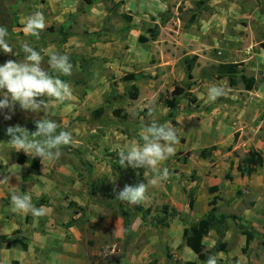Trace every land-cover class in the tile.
Instances as JSON below:
<instances>
[{
  "label": "rangeland",
  "instance_id": "1",
  "mask_svg": "<svg viewBox=\"0 0 264 264\" xmlns=\"http://www.w3.org/2000/svg\"><path fill=\"white\" fill-rule=\"evenodd\" d=\"M36 11L45 20L38 39L24 32ZM0 17L7 18L3 26L13 47L0 52V63L21 62L24 42L40 52L45 71H51L52 53L67 54L73 64L71 75L55 73L69 84L70 100L48 98L39 113L18 105L0 112V130L19 125L34 132L35 121L44 118L72 136L58 159L40 160L38 169L31 155L0 140V180L7 179L0 182V264H183L179 232L207 215L212 200L217 214L228 217L225 234L234 239L227 243L224 236L229 248L217 264H264V165L251 175L237 169L250 150L264 155V0H0ZM187 55L198 56L192 95L171 109L165 99L188 81ZM221 63H242L238 69L255 78L254 88L207 75ZM132 84L137 98L128 93ZM212 86L224 91L215 102L207 97ZM100 107L104 112L95 118ZM153 121L167 123L177 136L173 154L157 165V171L168 169L165 181L118 163L117 153L126 143L139 146L140 130ZM205 148L210 152L203 157ZM141 183L145 200L124 203L131 220L127 240L113 195ZM24 191L45 208L44 216L11 211L10 193ZM140 207L150 210L146 220ZM237 223L258 233L247 247ZM183 255L190 258L187 250Z\"/></svg>",
  "mask_w": 264,
  "mask_h": 264
},
{
  "label": "clouds",
  "instance_id": "2",
  "mask_svg": "<svg viewBox=\"0 0 264 264\" xmlns=\"http://www.w3.org/2000/svg\"><path fill=\"white\" fill-rule=\"evenodd\" d=\"M45 27V20L40 11H36L26 18L24 32L35 38H39L40 31ZM8 30L0 26V52L12 53L13 47L8 43ZM23 53L21 62L8 60L0 63V112L4 109L12 110L18 105L23 110L31 112H44L48 108V98L58 103H64L72 98L69 84L62 81L55 73L71 75L73 64L67 54L52 53L48 56L47 64L51 71H45L41 67L43 57L40 52L27 43H20ZM16 55V53H15ZM224 95L223 88L212 86L207 90L209 101ZM38 97L45 99L37 100ZM151 108L148 109L151 114ZM5 118L10 119V116ZM36 130L29 132L17 125L6 129L10 137L7 141L14 151H23L33 158H39L41 162L58 159L62 146L70 144L72 140L69 131H57V123L49 119L35 121ZM141 144H125L117 153L118 163L121 167L144 168L145 172L156 174L161 181L168 179V169L157 171V165L173 154V145L177 136L173 127L167 123L151 122L139 132ZM7 180V179H5ZM5 180H0L3 182ZM148 183H155V179ZM147 183V184H148ZM144 183L136 186L125 185L115 194V199L128 205L141 204L146 196ZM10 209L13 213H28L33 217H42L46 214L43 206L36 207L32 203L31 196L24 191L10 193ZM205 264H217L215 256H208Z\"/></svg>",
  "mask_w": 264,
  "mask_h": 264
},
{
  "label": "trees",
  "instance_id": "3",
  "mask_svg": "<svg viewBox=\"0 0 264 264\" xmlns=\"http://www.w3.org/2000/svg\"><path fill=\"white\" fill-rule=\"evenodd\" d=\"M88 5H91L93 3V0H84ZM7 22L6 17H0V26H3ZM159 29L158 26L151 29V37L156 38L158 35ZM261 47L264 48V42H262ZM198 60L197 55L193 56H185L184 57V64H185V70L187 74L188 81L185 83L184 86H175L173 90L171 91V98L165 99V104L167 107L171 109L178 108L180 104V100L183 97L191 96L192 93L190 91L191 86L193 85V69L196 66ZM242 63H221L218 66L215 67V71H212L210 73H207V75L213 76L214 74H217L218 76H225L228 78L230 85L234 86L238 83L239 79L242 80L244 87L246 90H252L255 85V78L252 76H247L244 73V70H239L238 65ZM134 75H131L128 77V79H134ZM114 92V91H113ZM131 98H137L139 89L135 84H132L128 91ZM115 95L113 94L111 96L112 100L114 99ZM193 100H195V97H193ZM104 112V108L100 107L94 112L95 118H100L101 115ZM117 114H119V111H115ZM31 132V131H30ZM3 139H10V137L6 134V129L0 130V140ZM209 149L205 148L202 150L201 154L203 157H206L209 155ZM264 165V155L259 152L258 150L252 149L250 150L247 155L241 160V162L238 164L237 169L240 172L241 175H251L254 173L259 166ZM31 166L34 169H38L40 167V159L34 158L32 160ZM214 190V189H213ZM115 197V195H113ZM119 202V206L121 209V214L123 218V225H124V234L126 235L127 240L131 239V220L129 217V213L125 208L124 203ZM211 209L209 213L202 218L199 219L198 222L187 224L182 233V244L184 246L189 247L197 256V259L201 262H205L207 257L210 255H213L216 252H226L227 251V244L223 240L225 236V231L228 229V217L218 215V206L216 204V201L212 200L211 203ZM194 201H189V207L190 209H193ZM140 210L142 212V219L146 220L149 217L150 210L148 208L140 207ZM165 215H167V209L164 207ZM177 214V212L175 211ZM164 217L156 218V222H163ZM69 227L72 226V223L68 224ZM237 230L240 231L246 239V247L249 246V243L254 240V238L258 235L257 231L254 229H248L244 227L241 223H237ZM211 230H215L218 239L216 243L213 245L212 248L207 249L203 238L209 234ZM18 243L21 244L22 248L26 250L28 248L27 243L23 242L21 239L17 240ZM14 264H19L18 260L14 261Z\"/></svg>",
  "mask_w": 264,
  "mask_h": 264
},
{
  "label": "crops",
  "instance_id": "4",
  "mask_svg": "<svg viewBox=\"0 0 264 264\" xmlns=\"http://www.w3.org/2000/svg\"><path fill=\"white\" fill-rule=\"evenodd\" d=\"M183 229H184V227H182L181 228V231L179 232L180 233V239H181V242H182V233H183ZM214 230H211L210 231V233H209V235L208 236H210V240H211V242H207V241H205L204 243H205V246H206V248L207 249H210V248H212L213 247V245L216 243V241H217V235L214 237V236H212V235H210V234H212V232H213ZM230 234V231H227L226 232V234H225V241L228 243V241H230V239L232 238V237H230L229 238V235ZM232 234H234V232H231V235ZM208 236H206L205 238H204V240L206 239V238H208ZM240 238H241V242L243 243V242H246V239H245V237H244V235H241L240 236ZM231 240H234V239H231ZM208 243H209V245H208ZM228 245V244H227ZM185 248L183 249V251L181 252V258H182V260H183V264H205V262H201V261H199L198 259H197V256H196V254L195 253H192L190 250V248L189 247H187V246H184ZM229 248V246H227V249ZM185 250H187V252L189 253V255H190V258L189 259H186V258H184V255H183V252L185 251ZM222 253H225V252H217V253H215V257H217V256H222ZM221 260V259H220ZM222 261V260H221ZM160 263H162V264H165V262H162V261H160Z\"/></svg>",
  "mask_w": 264,
  "mask_h": 264
}]
</instances>
